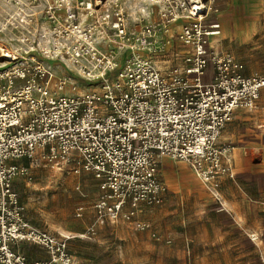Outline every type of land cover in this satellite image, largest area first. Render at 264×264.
<instances>
[{"label": "built area", "instance_id": "2783aa9c", "mask_svg": "<svg viewBox=\"0 0 264 264\" xmlns=\"http://www.w3.org/2000/svg\"><path fill=\"white\" fill-rule=\"evenodd\" d=\"M40 1L30 4L40 11L7 21L0 45V264H74L72 236L32 225L15 190L39 160L94 179L95 226L147 228L137 217L163 203L165 158L186 162L225 210L235 146L222 133L237 112L258 108L264 74L246 76L243 63L214 49L216 0ZM176 44L183 63L163 69ZM24 244L47 259L30 261Z\"/></svg>", "mask_w": 264, "mask_h": 264}, {"label": "rangeland", "instance_id": "374dc122", "mask_svg": "<svg viewBox=\"0 0 264 264\" xmlns=\"http://www.w3.org/2000/svg\"><path fill=\"white\" fill-rule=\"evenodd\" d=\"M32 2L36 3L34 6L41 4L40 0H0V45L5 41L4 34H8L4 31L7 21L20 20L31 15L32 10L40 11L30 5ZM220 16L225 18L227 27L214 49L230 53L243 63L246 76L264 74V0H216L210 20ZM241 26L245 28L242 31ZM180 48V44L174 45L175 57L171 54L168 60H162L163 69L183 63L184 52ZM73 76L83 91L87 84ZM210 78L211 70L205 82ZM258 105L264 107V91ZM253 160L264 165V151L254 154ZM161 169L160 166L165 189L163 203L152 213L143 214L151 225L144 232L132 230L135 226L105 222L95 229L96 236L87 234L96 223L92 207L99 196L90 175L79 177L52 170L46 161L39 160V167L28 178L17 179L14 187L32 225L72 236L69 249L76 264H264L263 206L258 219L244 221L245 226L256 227L250 232L248 227L240 228L235 220L220 213L221 206L186 162H171L163 175ZM80 208L85 209L82 218H78ZM22 246L20 251L30 261L47 259L41 249Z\"/></svg>", "mask_w": 264, "mask_h": 264}, {"label": "crops", "instance_id": "0c3cea01", "mask_svg": "<svg viewBox=\"0 0 264 264\" xmlns=\"http://www.w3.org/2000/svg\"><path fill=\"white\" fill-rule=\"evenodd\" d=\"M219 21L222 26V34L218 41L223 37V34H225L227 27L223 16H220ZM239 29L242 31V29L244 30L245 28L241 26ZM222 134L221 138L223 141L234 145L235 151L232 154L233 178H229L228 176L224 177L221 187L223 198L227 203V208L225 210L221 208L220 213L228 215L236 221L240 228H242L245 226L244 221L258 219L263 211L262 206L264 207V165L255 164L253 160L254 154L259 155L264 151V107L258 105V108L250 113L244 111L237 112L233 122L226 126ZM171 162L176 165L177 162L181 161H174L169 158L163 159L160 165L162 168L160 171L162 175L164 172L166 174L165 168L170 165ZM192 173L194 174L193 170ZM97 192L99 195L98 187ZM158 207L149 208L145 210L144 213L147 211L152 213L153 210ZM143 214L137 217V221L148 227L141 230L134 227L131 228L132 230L136 232H144L151 229V225L146 223L147 216H144L145 214ZM107 223L112 226L120 223L133 227L131 223H127L124 220L117 223L107 221ZM104 225L105 224H97L96 229L97 227L100 229ZM251 226L245 227H248L250 232L255 231L256 227ZM96 234L94 236H96ZM83 235L84 234L80 236ZM74 264H76L75 257Z\"/></svg>", "mask_w": 264, "mask_h": 264}, {"label": "bare ground", "instance_id": "6f19581e", "mask_svg": "<svg viewBox=\"0 0 264 264\" xmlns=\"http://www.w3.org/2000/svg\"><path fill=\"white\" fill-rule=\"evenodd\" d=\"M214 11V7H213V9L211 10V13ZM6 56V52L5 51H2V49L0 48V58H6L5 57Z\"/></svg>", "mask_w": 264, "mask_h": 264}]
</instances>
